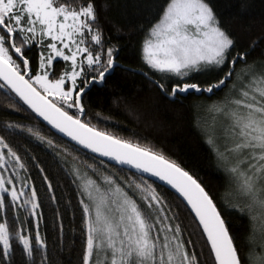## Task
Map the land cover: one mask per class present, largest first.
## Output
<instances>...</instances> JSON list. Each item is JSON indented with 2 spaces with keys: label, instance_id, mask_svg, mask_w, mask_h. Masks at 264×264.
<instances>
[{
  "label": "snow or ice",
  "instance_id": "obj_1",
  "mask_svg": "<svg viewBox=\"0 0 264 264\" xmlns=\"http://www.w3.org/2000/svg\"><path fill=\"white\" fill-rule=\"evenodd\" d=\"M108 6L98 0H0V90L18 98L8 107L19 110L22 102L34 119H42L61 138L130 166L139 176V182H124L102 175L101 186L79 168L71 170L83 237L80 264H207L201 259L204 249L210 264H264V242L254 243L251 223L257 216L264 218V58L249 60L248 51L233 52L235 38L214 0H157L151 18L139 27L140 72L161 94L215 95L227 88L209 106L219 119L213 117L206 135L236 196V203L225 206L249 217V247L241 252L214 194L196 175L163 151L87 119L84 99L92 88L118 67L136 71L118 62L119 43L105 38L101 12ZM246 6L241 0V9ZM208 72L217 76L205 81L194 77ZM4 130L19 135L24 128L5 122ZM26 131L61 156L52 138L31 126ZM28 159L27 151L22 158L0 135V264H14L17 249L25 264H51L47 237L39 230L43 202L29 175ZM30 159L41 174L45 195L56 204L50 177L34 156ZM142 173L166 182L178 194L195 226L188 236L203 241L199 254L196 242L184 238L178 206L169 204ZM56 215L61 218L58 210Z\"/></svg>",
  "mask_w": 264,
  "mask_h": 264
},
{
  "label": "trees",
  "instance_id": "obj_2",
  "mask_svg": "<svg viewBox=\"0 0 264 264\" xmlns=\"http://www.w3.org/2000/svg\"><path fill=\"white\" fill-rule=\"evenodd\" d=\"M98 2L101 5H109L101 12L102 23L105 38L120 45L118 62L125 68L132 67L136 71L126 72L118 67L102 85L92 88L84 99L87 119L101 129L163 151L196 175L206 189L214 194L218 208L221 209L230 230L235 235L240 251H247L249 217L225 206V202L234 204L236 201L227 200L228 185L225 172L218 167L217 158L208 143L206 133L202 130L201 123V112L204 107L222 98L227 88H221L215 95L183 94L173 98L161 94L152 85L149 77L141 74L142 62L139 58V42L143 38V32L139 31V27L151 18L157 0H98ZM245 2L247 6L243 9L240 7L241 0H214V5L224 25L233 33L236 41L233 52L248 51L249 60L264 58V0ZM117 28L120 29L119 32ZM253 41L256 43L251 46ZM33 54L35 55V50ZM237 67H240L239 62ZM215 76H217L215 72L194 74L195 79L201 81L211 80ZM228 83L231 84V81ZM13 97L14 94L6 96L5 92L0 90V135L6 136L22 158L27 151L29 175L33 177L43 202V207L39 210L43 216L39 230L47 237L48 259L51 264H80L83 237L80 232V210L77 208L79 197L75 195L78 189L73 183L71 170L79 168L82 175L86 178L91 177L101 186H104L102 175H114L124 182L129 180L139 182V176L136 172L110 163L61 138V135L42 120L34 119V114L26 110L27 106L22 105V102L19 110L8 107L18 101V98ZM5 122L18 123L24 131L19 135H9L4 130ZM29 126L40 130L41 135L52 138L59 146L61 156L55 157L51 147L30 136L26 131ZM64 148H67L66 153L62 151ZM32 156L50 177L56 189V204H52L45 195V186L41 183V174L33 166L30 159ZM100 160L104 161L103 165L100 164ZM88 165L93 167L88 168ZM143 179L151 183L169 204L178 206L181 226L186 229L184 238H191L196 242L195 251L199 254L203 241L199 240L197 235L188 236L187 233L195 232V226L191 223V217L184 209L181 199L164 185L146 177ZM57 210L62 219L57 217ZM8 216H12L11 211L8 212ZM251 223L254 225L253 221ZM252 235L254 238V228ZM201 259L210 264L206 249ZM14 264H25L23 254L18 249L14 255Z\"/></svg>",
  "mask_w": 264,
  "mask_h": 264
},
{
  "label": "rangeland",
  "instance_id": "obj_3",
  "mask_svg": "<svg viewBox=\"0 0 264 264\" xmlns=\"http://www.w3.org/2000/svg\"><path fill=\"white\" fill-rule=\"evenodd\" d=\"M220 99L214 101L219 102ZM214 101L210 102L206 107H204V109L201 112V116H202L201 123L203 124L202 130L205 133H207L210 130V128L213 126V117L219 119V114L212 111L209 107ZM226 195L228 201L230 202L236 201L235 194L231 192L229 188ZM253 222H254V235H255L254 242L257 243V245H259L261 242H264V218L257 216Z\"/></svg>",
  "mask_w": 264,
  "mask_h": 264
},
{
  "label": "water",
  "instance_id": "obj_4",
  "mask_svg": "<svg viewBox=\"0 0 264 264\" xmlns=\"http://www.w3.org/2000/svg\"><path fill=\"white\" fill-rule=\"evenodd\" d=\"M41 120H42V119H41ZM44 123L47 124L46 122H44ZM48 126L51 128L50 125H48ZM51 129H52V128H51ZM53 130L56 132L55 129H53ZM56 133H58V132H56ZM58 134L62 136V134H60V133H58ZM65 139H67L68 141H70L69 138H66V137H65ZM70 142H72L73 144H75L74 141H70ZM75 145H76V144H75ZM76 146L82 148V146H79V145H76ZM82 149H83V148H82ZM84 150L87 151V152H89V153H91V154H93V155H95V156H97V157H99V158H102V159H104V160H106V161H108V162H110V163H113V164H115V165L121 166V167H123V168H126V169H128V170H131V171L137 173V170L134 169V168H130V166H127V165H119V164H118L116 161H114V160H110V159L107 158V157H101V156H100L99 154H97V153H92L91 150H88V149H84ZM142 176H143V177H146V178H148V179H151V180H153V181H156V182H158V183L164 185L165 187L169 188L171 191L175 192V190L172 189L171 186L167 185L166 182L160 181L157 177L152 176L150 173H142ZM175 193H176V192H175ZM176 194H177V193H176ZM177 195H178V194H177Z\"/></svg>",
  "mask_w": 264,
  "mask_h": 264
}]
</instances>
